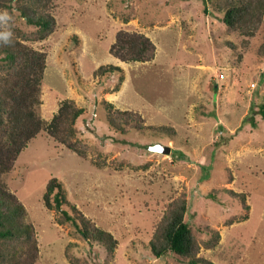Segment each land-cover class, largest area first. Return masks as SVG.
I'll return each instance as SVG.
<instances>
[{"label":"rangeland","instance_id":"374dc122","mask_svg":"<svg viewBox=\"0 0 264 264\" xmlns=\"http://www.w3.org/2000/svg\"><path fill=\"white\" fill-rule=\"evenodd\" d=\"M52 11L53 33L25 42L47 54L39 112L51 121L65 99L85 108L77 127L88 147L80 156L43 131L4 175L36 228V264H72L68 253L78 264H191L149 249L168 206L184 197L200 256L264 264V19L246 38L206 0H54ZM120 30L149 36L155 59L126 63L111 55ZM101 66L120 70L103 75ZM106 101L140 116L143 129L111 127ZM159 143L172 152L149 149ZM52 177L114 234L113 254L57 222L43 198ZM213 230L221 239L208 248Z\"/></svg>","mask_w":264,"mask_h":264},{"label":"trees","instance_id":"16d2710c","mask_svg":"<svg viewBox=\"0 0 264 264\" xmlns=\"http://www.w3.org/2000/svg\"><path fill=\"white\" fill-rule=\"evenodd\" d=\"M53 1L0 0V10L7 9L13 16L8 25L0 27V30L9 27L13 32L11 43L0 41V264H36L40 257L37 231L28 220L27 208L8 188L4 178L14 169L21 152L40 133L47 131L58 143L80 156L87 155L88 146L79 138L77 127L85 108L65 99L51 121L42 118L39 112L47 54L25 42L41 41L53 33L57 23L52 13ZM206 1L224 13L223 21L229 29L246 38L255 37L263 25L264 0ZM18 19L30 30H24L16 22ZM156 51V44L149 36L126 30L118 31L110 47V54L126 63L152 61ZM258 53L264 57V43ZM98 70L104 75L120 68L101 66ZM105 104L111 127L123 132L127 127L143 129L141 117L134 112L115 109L108 101ZM262 111L264 113V108ZM163 131L169 135L176 133L174 128L163 127ZM43 198L47 209L56 211L58 223L73 224L83 238L99 243L110 254L117 249L118 240L114 234L98 226L69 199L59 178L52 177L48 181ZM188 207L185 197L168 206L154 228L149 249L155 258L175 254L191 264H216L199 255L200 241L186 220ZM212 233L211 239L205 242L208 248L221 239L218 230ZM68 256L72 264H78L77 258L69 253Z\"/></svg>","mask_w":264,"mask_h":264},{"label":"clouds","instance_id":"9594fccd","mask_svg":"<svg viewBox=\"0 0 264 264\" xmlns=\"http://www.w3.org/2000/svg\"><path fill=\"white\" fill-rule=\"evenodd\" d=\"M12 19L13 16L9 10H0V27L8 25L9 21H11ZM12 36L13 32L11 31V28L5 27L4 30H0V41L11 43Z\"/></svg>","mask_w":264,"mask_h":264},{"label":"water","instance_id":"95a60500","mask_svg":"<svg viewBox=\"0 0 264 264\" xmlns=\"http://www.w3.org/2000/svg\"><path fill=\"white\" fill-rule=\"evenodd\" d=\"M149 149L153 152H158V153H166L170 154L172 152L171 146H166L164 144H155L149 147Z\"/></svg>","mask_w":264,"mask_h":264},{"label":"built area","instance_id":"2783aa9c","mask_svg":"<svg viewBox=\"0 0 264 264\" xmlns=\"http://www.w3.org/2000/svg\"><path fill=\"white\" fill-rule=\"evenodd\" d=\"M220 77H221V79H223L224 78V75H221Z\"/></svg>","mask_w":264,"mask_h":264},{"label":"crops","instance_id":"0c3cea01","mask_svg":"<svg viewBox=\"0 0 264 264\" xmlns=\"http://www.w3.org/2000/svg\"><path fill=\"white\" fill-rule=\"evenodd\" d=\"M121 61V60H120Z\"/></svg>","mask_w":264,"mask_h":264}]
</instances>
